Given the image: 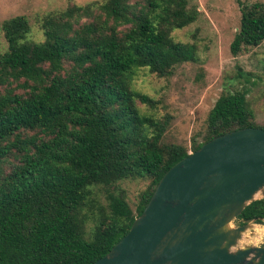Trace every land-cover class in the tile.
I'll list each match as a JSON object with an SVG mask.
<instances>
[{"label": "trees", "instance_id": "16d2710c", "mask_svg": "<svg viewBox=\"0 0 264 264\" xmlns=\"http://www.w3.org/2000/svg\"><path fill=\"white\" fill-rule=\"evenodd\" d=\"M237 2L235 56L264 42V1ZM198 15L190 0H94L44 14L43 40L29 38L24 14L0 24L8 42L0 53V264H93L190 150L261 127L244 88L217 98L191 148L164 139L174 116L135 87V76L146 68L169 77L195 60L196 46L173 33ZM129 180L145 183L135 207ZM254 218H264V198L237 220Z\"/></svg>", "mask_w": 264, "mask_h": 264}, {"label": "water", "instance_id": "95a60500", "mask_svg": "<svg viewBox=\"0 0 264 264\" xmlns=\"http://www.w3.org/2000/svg\"><path fill=\"white\" fill-rule=\"evenodd\" d=\"M262 198L264 128L217 135L163 175L128 233L93 264H264V241L245 242L264 218L236 222Z\"/></svg>", "mask_w": 264, "mask_h": 264}, {"label": "rangeland", "instance_id": "374dc122", "mask_svg": "<svg viewBox=\"0 0 264 264\" xmlns=\"http://www.w3.org/2000/svg\"><path fill=\"white\" fill-rule=\"evenodd\" d=\"M72 1L85 4L94 0H0V24L8 18L24 14L32 28L29 38L43 40L40 18L53 10L66 8ZM190 5L197 6L199 10L197 20L173 34L176 41L196 46L195 60L177 66L169 77L157 76L143 68L134 80L138 90L161 100L173 114L164 139L186 144L189 148L194 137L199 141L203 139L209 112L217 98L226 91L247 88L255 120L264 127V42L235 56L230 46L241 19L237 0H190ZM7 48L8 42L0 26V53ZM160 111V114L163 113V110ZM124 186L135 207L137 195L145 183L129 180L124 182ZM254 232L245 242L258 244L264 241V226Z\"/></svg>", "mask_w": 264, "mask_h": 264}, {"label": "flooded vegetation", "instance_id": "af4514ba", "mask_svg": "<svg viewBox=\"0 0 264 264\" xmlns=\"http://www.w3.org/2000/svg\"><path fill=\"white\" fill-rule=\"evenodd\" d=\"M238 221V220H237ZM244 221V220H243ZM243 221H242V223H243ZM238 223H239V221H238ZM242 223H240V224H242Z\"/></svg>", "mask_w": 264, "mask_h": 264}]
</instances>
